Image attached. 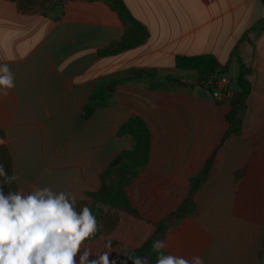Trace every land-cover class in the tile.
<instances>
[{"label":"crops","instance_id":"obj_1","mask_svg":"<svg viewBox=\"0 0 264 264\" xmlns=\"http://www.w3.org/2000/svg\"><path fill=\"white\" fill-rule=\"evenodd\" d=\"M123 2L148 39L103 55L131 34L104 1L68 0L55 17L0 0V64L15 74V88L0 96V165L19 175L9 183L0 176V189L27 195L50 187L74 195L78 213L91 209L103 172L134 147L120 127L140 116L152 133L150 161L126 189L139 215L106 207L83 247L119 264L184 204L215 156L194 209L166 225L165 255L264 264V3ZM206 54L228 66L216 79L229 80V93L239 91L240 62L251 69L239 134L229 131L228 99L216 100L197 72L176 66L177 57Z\"/></svg>","mask_w":264,"mask_h":264},{"label":"clouds","instance_id":"obj_2","mask_svg":"<svg viewBox=\"0 0 264 264\" xmlns=\"http://www.w3.org/2000/svg\"><path fill=\"white\" fill-rule=\"evenodd\" d=\"M14 88L15 74L8 64H0V96H8ZM0 176L7 177L5 183L19 179L18 174L8 176L3 165ZM75 203L74 195L53 193L50 187L27 195H5L0 189V264H116L108 252L94 255L83 247L99 231V224L88 206L78 213ZM166 247L164 240L153 241L155 264H203L200 256L165 255ZM128 260L149 264L148 257L137 255H128L122 264Z\"/></svg>","mask_w":264,"mask_h":264},{"label":"trees","instance_id":"obj_3","mask_svg":"<svg viewBox=\"0 0 264 264\" xmlns=\"http://www.w3.org/2000/svg\"><path fill=\"white\" fill-rule=\"evenodd\" d=\"M18 3L19 10L24 14L41 13L43 15H53L58 17V13L62 10L64 4L68 0H42L46 3L44 10H31L30 4L32 0H11ZM108 4L113 10L117 11L122 20L131 29V34L118 42L116 45L104 49L103 55H111L120 53L124 50L135 48L146 42L149 36L147 28L136 20L127 9L123 0H102ZM264 3V0H262ZM176 66L179 70L195 71L199 74L200 82L207 79H216L217 76L225 74L228 66L221 67L218 58L212 54L177 57ZM251 69L240 62V73L238 76L239 91L234 93L226 92V97L230 103V110L227 114V120L232 125L230 132L239 134L241 121L238 114L245 109L246 101L251 94L252 84L249 76ZM118 134H129L134 140V147L131 150H123L112 161L109 167L102 174V186L96 193L90 194L92 198L91 211L96 216L97 221L106 207H112L132 215L138 216V211L132 206L128 195L127 187L131 185L138 177L139 173L145 168L150 161V152L152 145V133L147 122L140 116H134L126 121L119 129ZM212 156L205 165L203 171L192 181L190 195L179 209L164 219L157 225L155 234L149 238L140 248L133 250L127 254L148 257L149 264H155L157 254L152 250L154 240H162L166 231V225L173 220L185 218L195 206L193 195L198 191L208 177L209 171L214 162ZM164 254L165 251L163 250ZM127 264H132L128 260Z\"/></svg>","mask_w":264,"mask_h":264},{"label":"built area","instance_id":"obj_4","mask_svg":"<svg viewBox=\"0 0 264 264\" xmlns=\"http://www.w3.org/2000/svg\"><path fill=\"white\" fill-rule=\"evenodd\" d=\"M201 84L211 92L216 100L223 101L227 99L226 92H228L230 88V82L225 76L219 79H207L201 81Z\"/></svg>","mask_w":264,"mask_h":264},{"label":"rangeland","instance_id":"obj_5","mask_svg":"<svg viewBox=\"0 0 264 264\" xmlns=\"http://www.w3.org/2000/svg\"><path fill=\"white\" fill-rule=\"evenodd\" d=\"M30 9L31 10H44L46 7V3L43 2L42 0H32V3L30 4ZM128 188V187H127ZM162 222V221H161ZM159 224V223H158ZM157 224V225H158Z\"/></svg>","mask_w":264,"mask_h":264}]
</instances>
